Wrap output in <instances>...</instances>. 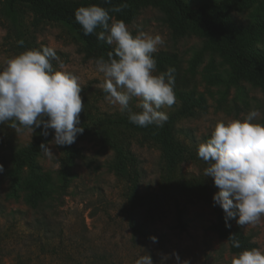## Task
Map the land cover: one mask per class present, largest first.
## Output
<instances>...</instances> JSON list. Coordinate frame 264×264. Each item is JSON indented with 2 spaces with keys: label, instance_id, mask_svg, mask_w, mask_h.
I'll return each instance as SVG.
<instances>
[{
  "label": "rangeland",
  "instance_id": "obj_1",
  "mask_svg": "<svg viewBox=\"0 0 264 264\" xmlns=\"http://www.w3.org/2000/svg\"><path fill=\"white\" fill-rule=\"evenodd\" d=\"M218 1L186 3L196 9ZM132 8L135 14L126 24L129 32L133 36L140 32L160 35L164 40L153 54L164 58L154 74L175 68L176 102L161 111L169 117L179 105L180 93L192 95L203 106L194 117L175 122L177 139L188 147L189 155L175 171L166 168L158 147L142 142L128 125L127 113L105 98L104 77L96 71V59L88 58L85 46L69 28L41 19L27 6H18L14 22L0 10V68L27 50L50 47L59 57L52 61L54 69L79 77L84 104L79 114L84 131L72 144L82 157L76 160L71 186L62 195L54 191L64 146L53 145L51 138L46 145L54 156L49 158L41 151L33 168L25 170L10 187L4 176L12 168L10 154L27 146L33 133L17 131L10 126L12 122L0 125V165L4 167L0 173V264H135L145 253L153 264H176L172 253L189 264H231L235 255L208 229L215 220L210 206L183 186L189 181L213 184L203 174L208 165L198 158V146L210 138L217 122L243 119L253 109L260 112L253 122L264 124V97L247 83L225 90L217 80L226 75L227 59L205 50L198 31L174 36L163 2L139 0ZM230 14L234 23L242 25L254 17L264 19V0ZM111 17V22L116 21ZM251 49L264 51V31L253 38ZM138 103L134 98L129 106L139 111ZM114 144L127 147L138 161L143 200L136 218L157 238L156 243L133 235L128 227L125 186L107 169ZM240 228L264 252V217Z\"/></svg>",
  "mask_w": 264,
  "mask_h": 264
},
{
  "label": "clouds",
  "instance_id": "obj_2",
  "mask_svg": "<svg viewBox=\"0 0 264 264\" xmlns=\"http://www.w3.org/2000/svg\"><path fill=\"white\" fill-rule=\"evenodd\" d=\"M126 7L127 4L111 9L79 7L74 18L84 36L96 34L97 40L114 46L107 59L95 60L96 71L104 77L105 98L118 105L121 113H127L131 124L162 128L169 117L161 109L176 102L175 68L154 74L157 62L153 54L164 44L160 35L140 32L133 36L123 21L111 22L110 11L119 13ZM53 60H59L54 49L43 47L27 50L0 68V125L12 122V128L30 133L42 126L44 137L53 130V145L70 146L84 131L79 118L84 107L81 86L78 76L55 70ZM134 98L139 101V111L129 106ZM258 116L260 112L253 109L243 119L217 122L210 138L198 146V158L208 165L203 174L218 188L213 205L222 209L226 227L233 219L238 225L247 226L264 217V124L253 122ZM40 149L49 158L54 156L48 145L41 144ZM3 171L0 165V173ZM149 239L157 242L154 236ZM228 239L232 247L240 248L236 235ZM172 257L176 264H189L176 253ZM135 264H153V260L145 253ZM231 264H264V252L258 248L241 251L233 256Z\"/></svg>",
  "mask_w": 264,
  "mask_h": 264
},
{
  "label": "trees",
  "instance_id": "obj_3",
  "mask_svg": "<svg viewBox=\"0 0 264 264\" xmlns=\"http://www.w3.org/2000/svg\"><path fill=\"white\" fill-rule=\"evenodd\" d=\"M138 1L111 0V3H105V0H0V10L5 18L14 22L18 6H27L41 19L58 22L69 28L85 46L89 59L101 57L107 59L108 53L113 49L109 48L106 42L97 40L96 34L83 35L81 26L74 18L75 10L91 5L111 9L113 6L127 4L121 12L109 13L110 16L114 15L116 20L127 24L135 14L132 7ZM159 1L166 5V21L174 36H183L187 30L198 31L205 50L227 59L226 75L217 80L225 90L230 87L238 89L241 83H247L258 89L264 97V51L251 49L253 38L264 31V19L254 17L246 25H242L234 23L230 14L231 11L246 9L257 0H219L203 4L196 9L191 8L186 0ZM96 31L99 32L101 29ZM153 56L157 65L164 62L161 55ZM177 98L179 105L162 128L155 126L141 128L131 124L127 119L128 125L132 127L134 134L140 135L142 142L158 147L166 168L171 172L175 171L189 155L188 147L177 139L175 122L187 117L192 118L199 110H203L200 101L195 100L190 94L180 93ZM41 131L42 126L36 128L27 146L11 152L9 161L12 168L4 175L10 187L15 185L25 170L33 168L35 159L41 152L40 145L47 144L53 138V130H49L47 137L41 135ZM111 148L114 157L108 163L107 169L125 186V214L128 227L133 235L150 240L151 234L136 218V210L143 200L139 195L142 174L138 161L125 146L114 144ZM81 157V150L74 145L62 148L55 194L62 195L70 188L76 160ZM184 185L183 189L191 193L196 200L204 201L210 206L215 220L208 229L227 243L229 252L236 255L241 251L256 248L251 239L244 235L235 219L228 222L230 227L225 226L222 209L213 205L212 198L218 192L214 184L205 185L199 181H189ZM231 235H236V239L240 241V248L232 247V242L228 239Z\"/></svg>",
  "mask_w": 264,
  "mask_h": 264
}]
</instances>
